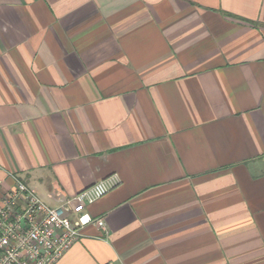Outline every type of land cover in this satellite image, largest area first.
I'll list each match as a JSON object with an SVG mask.
<instances>
[{
    "label": "crops",
    "instance_id": "crops-1",
    "mask_svg": "<svg viewBox=\"0 0 264 264\" xmlns=\"http://www.w3.org/2000/svg\"><path fill=\"white\" fill-rule=\"evenodd\" d=\"M116 176L56 264H264V0H0V202Z\"/></svg>",
    "mask_w": 264,
    "mask_h": 264
},
{
    "label": "built area",
    "instance_id": "built-area-1",
    "mask_svg": "<svg viewBox=\"0 0 264 264\" xmlns=\"http://www.w3.org/2000/svg\"><path fill=\"white\" fill-rule=\"evenodd\" d=\"M9 175L14 186L0 202V264H56L86 226L105 228L104 219L93 218L86 208L117 186L116 176L72 196L56 191L48 202Z\"/></svg>",
    "mask_w": 264,
    "mask_h": 264
}]
</instances>
